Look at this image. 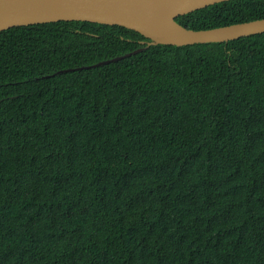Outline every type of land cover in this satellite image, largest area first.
<instances>
[{"label": "trees", "instance_id": "obj_1", "mask_svg": "<svg viewBox=\"0 0 264 264\" xmlns=\"http://www.w3.org/2000/svg\"><path fill=\"white\" fill-rule=\"evenodd\" d=\"M264 19V0L176 18ZM120 26L0 32V264H264V33L151 46Z\"/></svg>", "mask_w": 264, "mask_h": 264}, {"label": "water", "instance_id": "obj_2", "mask_svg": "<svg viewBox=\"0 0 264 264\" xmlns=\"http://www.w3.org/2000/svg\"><path fill=\"white\" fill-rule=\"evenodd\" d=\"M231 0H0V32L15 27L79 21L120 26L140 33L149 42L144 48L90 67L118 62L151 46L184 47L228 43L264 33V19L195 31L181 26L176 18Z\"/></svg>", "mask_w": 264, "mask_h": 264}]
</instances>
